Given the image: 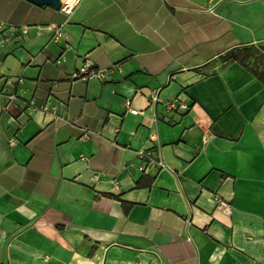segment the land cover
I'll return each instance as SVG.
<instances>
[{"label": "crops", "instance_id": "1", "mask_svg": "<svg viewBox=\"0 0 264 264\" xmlns=\"http://www.w3.org/2000/svg\"><path fill=\"white\" fill-rule=\"evenodd\" d=\"M0 24V264H264V0H0ZM86 59L109 81H73Z\"/></svg>", "mask_w": 264, "mask_h": 264}, {"label": "built area", "instance_id": "2", "mask_svg": "<svg viewBox=\"0 0 264 264\" xmlns=\"http://www.w3.org/2000/svg\"><path fill=\"white\" fill-rule=\"evenodd\" d=\"M62 1V8L61 11L66 15L70 16L73 12L74 7H69L65 5V0ZM0 28L3 26L0 24ZM50 31H54L55 36L54 39L58 40L61 37V32L57 26H49L47 28ZM28 33L27 28L16 29V28H9L10 37L14 38L17 42L20 41L21 36L26 35ZM65 62V60L58 61V64ZM71 79L73 81H83V82H100L105 83L110 79V73L107 70L100 69L96 66V64L91 59H86L83 64L76 68L72 74ZM17 99L16 95L8 96V100L14 101ZM126 108L129 112L134 115H137L139 112L138 110L134 109L131 105L130 101H126L125 103ZM27 108L33 111H41L44 113H48L51 110V107L48 104L37 105L34 102H29L26 105ZM168 108L171 110H175L176 112H185L189 110V106L184 102H173L168 104ZM207 140V138H205ZM138 159L142 161V164L139 166V170L144 172L149 166H158L161 169L165 168L166 165L162 161H157L149 156L146 152H140L138 155ZM215 208L227 215H231L233 211V207L230 203L223 200L219 195L215 196Z\"/></svg>", "mask_w": 264, "mask_h": 264}, {"label": "water", "instance_id": "3", "mask_svg": "<svg viewBox=\"0 0 264 264\" xmlns=\"http://www.w3.org/2000/svg\"><path fill=\"white\" fill-rule=\"evenodd\" d=\"M33 4H36L41 7H51L57 11H60L62 8V1L61 0H28Z\"/></svg>", "mask_w": 264, "mask_h": 264}, {"label": "bare ground", "instance_id": "4", "mask_svg": "<svg viewBox=\"0 0 264 264\" xmlns=\"http://www.w3.org/2000/svg\"><path fill=\"white\" fill-rule=\"evenodd\" d=\"M78 0H65V5L69 7H74Z\"/></svg>", "mask_w": 264, "mask_h": 264}, {"label": "trees", "instance_id": "5", "mask_svg": "<svg viewBox=\"0 0 264 264\" xmlns=\"http://www.w3.org/2000/svg\"><path fill=\"white\" fill-rule=\"evenodd\" d=\"M263 58H264V54H263V55H261L259 59H263ZM230 59H232V58H230Z\"/></svg>", "mask_w": 264, "mask_h": 264}]
</instances>
